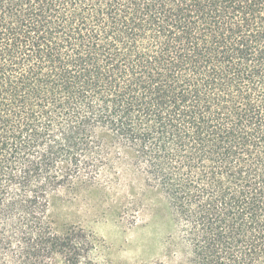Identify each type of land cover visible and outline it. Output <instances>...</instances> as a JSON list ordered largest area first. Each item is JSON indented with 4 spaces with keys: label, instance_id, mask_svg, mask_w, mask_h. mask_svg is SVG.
I'll return each mask as SVG.
<instances>
[{
    "label": "trees",
    "instance_id": "trees-1",
    "mask_svg": "<svg viewBox=\"0 0 264 264\" xmlns=\"http://www.w3.org/2000/svg\"><path fill=\"white\" fill-rule=\"evenodd\" d=\"M114 146L189 264H264V0H0V264H94L53 209Z\"/></svg>",
    "mask_w": 264,
    "mask_h": 264
},
{
    "label": "rangeland",
    "instance_id": "rangeland-1",
    "mask_svg": "<svg viewBox=\"0 0 264 264\" xmlns=\"http://www.w3.org/2000/svg\"><path fill=\"white\" fill-rule=\"evenodd\" d=\"M111 150L121 160L110 179L57 198V229H83L91 240L84 255L94 264H189L164 194L145 183L122 149Z\"/></svg>",
    "mask_w": 264,
    "mask_h": 264
}]
</instances>
